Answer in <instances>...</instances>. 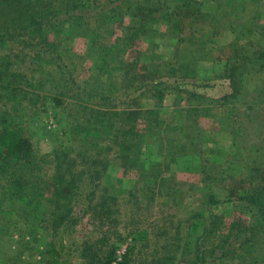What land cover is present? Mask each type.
Returning <instances> with one entry per match:
<instances>
[{"label":"rangeland","instance_id":"obj_1","mask_svg":"<svg viewBox=\"0 0 264 264\" xmlns=\"http://www.w3.org/2000/svg\"><path fill=\"white\" fill-rule=\"evenodd\" d=\"M107 1L86 0L81 20L74 26L75 36H66L68 24L61 22L52 37L60 43L63 61L77 82L97 80L103 85L107 107L147 110L156 106L151 118H157L159 123L154 124L158 125L139 122L144 141L136 167H124L113 153L94 164L100 174L98 191L115 194L118 200L119 224L108 234V244L116 247L115 261L134 245L131 264L149 263L159 256L157 236L170 215L185 233L184 220L204 201L207 177L220 199L229 193L237 194L235 200L251 187L243 163L251 156L261 162L264 153V0H196L186 10H176L178 4L168 0H135L159 7L153 14L157 24L133 44L126 40L128 29L141 25L140 17H126L119 25L104 23L101 11L115 6ZM12 7L9 4L0 12L11 17ZM172 11L177 21L182 19L178 38L163 24ZM7 53L17 56L23 71L35 55L11 43L0 47V55ZM129 63L136 71L121 78L122 67ZM157 82L163 84L161 105L151 98L152 84ZM41 104L28 108L26 129L35 152L50 154L68 142L66 113L49 101L43 109ZM203 108L208 116L204 110L197 111ZM87 189L85 185L73 209L76 225L60 228L54 241L46 204L32 210L19 201H1L0 264H87L82 245L102 237L90 218L82 215ZM220 212L224 231L237 219L247 224L254 210L229 207ZM137 214L139 224L134 220ZM256 240L253 256L245 259L249 264H260L264 231Z\"/></svg>","mask_w":264,"mask_h":264},{"label":"trees","instance_id":"obj_2","mask_svg":"<svg viewBox=\"0 0 264 264\" xmlns=\"http://www.w3.org/2000/svg\"><path fill=\"white\" fill-rule=\"evenodd\" d=\"M195 1L168 0L178 4L176 10L192 8ZM107 2L115 6L101 11L100 18L104 23L118 24L123 23L126 17H140L141 25L128 29L126 40L131 44L146 36L148 27L158 22L153 14L159 6L152 5L151 1H147L146 6L135 0ZM9 4L13 6V16L6 17L0 12V47L11 43L23 46L31 55L34 51L35 55H29V65L36 68L29 69L28 65L23 71L15 59L16 55H0V202L19 201L32 210L46 204L47 223L52 228L54 241L60 228L76 225L73 209L79 205L86 185L88 191L84 196L86 204H83L82 215L90 218L102 237L82 245L85 261L87 264H131L134 245L129 246L121 260L116 262V247L108 244L109 231L119 224L116 216L118 200L115 194L98 191L100 174L95 165L103 155L113 153L124 167H136L144 141V131L139 128V122L159 123L157 118H151L157 113L156 106L147 110L107 107L108 98L103 96L102 84L97 80L77 82L68 71L70 65L63 61L65 54L59 50L60 43L57 44L52 36L59 27L57 24L62 23L68 24L66 36H75L74 26L81 20L86 0H0V9H6ZM176 16L172 11L163 24L178 38L182 33L179 25L182 19L177 21ZM83 28L84 25H80L79 31ZM80 33L84 35L85 31ZM105 65L106 69L108 63ZM134 67L133 63L125 64L121 78L136 71ZM149 75L147 79H152ZM152 85L154 94L151 98L155 99V105H161L163 94L160 86L163 84L157 82ZM47 101L63 108L66 113L68 142L50 154H38L27 134L28 108L44 103L41 104L43 109ZM203 110L208 116L205 108L197 109L199 113ZM194 132L199 131L195 128ZM232 145L239 149L235 141ZM243 164L250 188L235 200L233 198L237 194L229 193L226 199H220L217 190L207 184L210 183L207 177L202 188L204 201L200 209L192 211L184 220L185 233L181 229L182 224L170 215L157 236L158 258L136 264H249L245 259L253 256L257 249V236L264 231V153L261 162L251 156ZM245 179L243 177L242 184ZM229 207H246L254 213L247 224L237 219L223 231L224 214L220 209L225 212ZM134 220L139 224V214ZM258 259L260 264L264 263V255Z\"/></svg>","mask_w":264,"mask_h":264}]
</instances>
